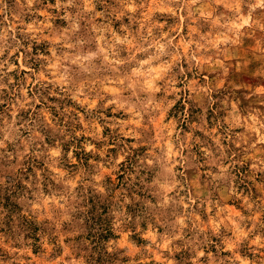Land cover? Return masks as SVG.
Returning <instances> with one entry per match:
<instances>
[{"label": "clouds", "instance_id": "1", "mask_svg": "<svg viewBox=\"0 0 264 264\" xmlns=\"http://www.w3.org/2000/svg\"><path fill=\"white\" fill-rule=\"evenodd\" d=\"M0 264H264V0H0Z\"/></svg>", "mask_w": 264, "mask_h": 264}]
</instances>
